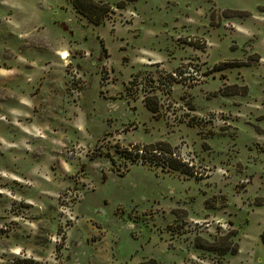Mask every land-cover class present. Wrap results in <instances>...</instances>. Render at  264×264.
I'll return each mask as SVG.
<instances>
[{"label":"rangeland","instance_id":"rangeland-1","mask_svg":"<svg viewBox=\"0 0 264 264\" xmlns=\"http://www.w3.org/2000/svg\"><path fill=\"white\" fill-rule=\"evenodd\" d=\"M103 1L0 0V264H264V0Z\"/></svg>","mask_w":264,"mask_h":264},{"label":"trees","instance_id":"trees-1","mask_svg":"<svg viewBox=\"0 0 264 264\" xmlns=\"http://www.w3.org/2000/svg\"><path fill=\"white\" fill-rule=\"evenodd\" d=\"M71 3L73 7L77 10L78 13L85 16L91 23L95 25H100L103 23L104 19L107 18L109 13L111 12V7L108 3L104 2L103 0H71ZM149 108L154 112L156 111L155 108L151 107L147 102ZM157 145L155 146H148L146 149H153L154 151H157ZM155 148V149H154ZM145 155V152L142 151V157ZM173 167H176L175 165H172ZM231 236L227 235L221 239H219L216 242L213 243H207L205 242V245H201V248L212 251V252H218L221 254H237L238 253V245L234 244L231 241ZM262 242L264 243V232L261 235ZM141 264H159L155 260H148Z\"/></svg>","mask_w":264,"mask_h":264},{"label":"bare ground","instance_id":"bare-ground-1","mask_svg":"<svg viewBox=\"0 0 264 264\" xmlns=\"http://www.w3.org/2000/svg\"><path fill=\"white\" fill-rule=\"evenodd\" d=\"M63 58L62 59H65V58H67V55H66V53L65 54H63V56H62Z\"/></svg>","mask_w":264,"mask_h":264}]
</instances>
